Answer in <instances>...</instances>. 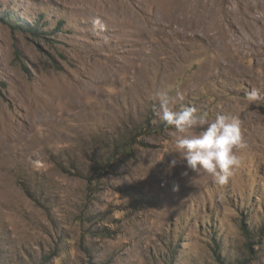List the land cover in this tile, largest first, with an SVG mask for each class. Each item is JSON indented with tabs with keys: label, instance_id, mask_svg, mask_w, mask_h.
Listing matches in <instances>:
<instances>
[{
	"label": "rangeland",
	"instance_id": "374dc122",
	"mask_svg": "<svg viewBox=\"0 0 264 264\" xmlns=\"http://www.w3.org/2000/svg\"><path fill=\"white\" fill-rule=\"evenodd\" d=\"M155 4L176 21L139 36L124 15L145 23ZM262 14L256 0H0V264H264V55L231 39ZM158 91L239 120L226 184L186 169Z\"/></svg>",
	"mask_w": 264,
	"mask_h": 264
},
{
	"label": "clouds",
	"instance_id": "9594fccd",
	"mask_svg": "<svg viewBox=\"0 0 264 264\" xmlns=\"http://www.w3.org/2000/svg\"><path fill=\"white\" fill-rule=\"evenodd\" d=\"M93 25L103 29V24L98 19ZM258 98L255 93L249 94L251 101ZM154 99L156 103L152 105V110L166 126L174 128L180 134L175 137V148L182 154L186 169L193 172L203 169L213 177L214 183L221 186L226 184L233 170L241 163L237 151L246 147L239 120L217 114L209 121L206 114L198 112L193 106L181 104L177 109L175 105L184 100V95L179 91L175 96L168 91H158ZM194 127L201 130L198 134L188 135L189 130ZM178 162L172 158L169 167ZM187 174V171L182 173Z\"/></svg>",
	"mask_w": 264,
	"mask_h": 264
},
{
	"label": "bare ground",
	"instance_id": "6f19581e",
	"mask_svg": "<svg viewBox=\"0 0 264 264\" xmlns=\"http://www.w3.org/2000/svg\"><path fill=\"white\" fill-rule=\"evenodd\" d=\"M138 4L140 6L139 8L144 9V10L147 9V7H146L147 5L146 4H144L142 2L141 3L138 2ZM159 4L160 3H158V5ZM179 4H181V3H179ZM158 5L155 4L153 12L151 11V13L150 12L146 13V14H148V19L146 18V22L145 23H143L141 21V19L143 17L140 19V16L137 14L136 11H131L130 10L129 13L126 14V16L124 15L125 19L127 20V23H130L135 30L137 29L135 32L139 36L142 35V36H146L147 37L148 36L147 34H150V31L148 30V28L150 26H154L155 27V29H156L155 32H157V33H161L162 32L164 34V32H166V30L171 26L172 22L176 21V18L175 19H170V20L165 19L164 16L160 12L161 10L158 9L159 8ZM162 6H164V5H162ZM174 6H176V5H174ZM256 7H258L263 12V14L258 16L257 19L255 18V20H253V21L250 19V21L245 23V27L238 28V27L235 26V33L231 35V39H233V40L240 39L241 43H246V42L251 43V44L255 45L259 50H261V51H259L258 54L264 55V0H256ZM173 12H174V10H173ZM123 14H125V13H123ZM213 14H215L214 9H213V13L209 17H212ZM201 15H202L203 19L206 22V19H207L206 16L202 12H201ZM245 19H246V17H245ZM239 22H240V19H239ZM129 28H130V26H129ZM224 67L227 68V69H229L231 67L229 61L225 60Z\"/></svg>",
	"mask_w": 264,
	"mask_h": 264
},
{
	"label": "trees",
	"instance_id": "16d2710c",
	"mask_svg": "<svg viewBox=\"0 0 264 264\" xmlns=\"http://www.w3.org/2000/svg\"><path fill=\"white\" fill-rule=\"evenodd\" d=\"M3 19H4V18H3ZM3 19H2V20H3ZM122 147H123L122 149H124V148H129V144L124 143ZM98 168H100V166H98ZM95 170L97 171V169H95ZM93 181H94V179H92V182H93ZM219 259H220V258H218V262L221 264V262L219 261Z\"/></svg>",
	"mask_w": 264,
	"mask_h": 264
}]
</instances>
